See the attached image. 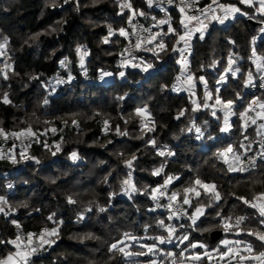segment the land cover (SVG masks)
I'll use <instances>...</instances> for the list:
<instances>
[{"label":"trees","instance_id":"obj_1","mask_svg":"<svg viewBox=\"0 0 264 264\" xmlns=\"http://www.w3.org/2000/svg\"><path fill=\"white\" fill-rule=\"evenodd\" d=\"M110 1L104 0L103 3L97 4L93 7L85 8L79 12L73 11L66 5L59 7H44V0H0V32L9 41V45L14 50L11 52L10 63L13 69L18 75L13 76L11 74L10 79L6 83H2V87L9 92L12 105H6L0 103V120H3V127L5 130H12V127H23L26 124L19 123L20 120L28 121L24 116V112H30L34 101V96L38 95V85H41L39 81H29L27 74H40L41 80L47 81L51 78L53 72L60 67L59 61L65 57L71 61L67 69H62L64 72H77L80 69L79 63L76 58L75 49L78 45H85L88 49V56L86 58L87 73L90 77L96 78L98 76V70L104 64L113 73H117L118 58L117 53L121 48L124 38L118 36V41L114 46V50L109 47H99L97 40L107 34L104 28L89 30L86 24L82 21L85 12L93 15L95 19L102 20L103 18H110L118 13V6L111 5ZM135 8H139L142 11H148L147 17L141 16L145 22L148 21L149 15L152 17H159V12L152 11L146 4L145 0H130ZM203 2L207 0H202ZM67 12L65 17V23L62 25L63 31L57 35L52 36L41 35L37 40V43L22 46L18 39L30 34H36L42 32L52 26L55 22L63 17V13ZM69 12V13H68ZM173 24L177 26V19L179 14L171 13ZM260 20L262 18H259ZM108 22V20H105ZM110 22V21H109ZM260 24L252 25L246 19H238L235 23L226 27L210 26V31L205 35L203 40L196 39L192 47V61L195 65L196 60L204 57L210 50L209 46L212 43L213 38L217 42V46L221 47L222 54H225V50L228 47L229 41H235L233 45L234 52L240 57V66L242 69L251 68L249 56L251 55V49L254 47L261 55L264 54V33L259 37V40L255 45L251 44V39L257 34V29ZM113 29L116 27L113 26ZM54 49H58L55 55H52ZM106 50L109 55H103L102 50ZM101 51V52H100ZM49 57H51L49 59ZM155 68L147 73L135 68L124 69L126 76L123 79L115 80L112 83L102 84L103 86L94 83H88L89 86L85 87L83 84L71 85L62 89H56L54 94L49 96V105L43 106L47 109L50 115L64 116L73 111L76 103L80 101V94H84L80 106L82 109H87V100H92L94 104L97 102L94 100V95L101 94L104 91H108L112 99L120 101L122 103L120 110L127 113L128 110L142 101L147 105L151 111L152 116L156 121V131L152 133V137L158 140L159 144L168 145L176 153L175 157L168 160V164L165 170L167 174H177L181 177L179 182H174L175 188H182L187 185L189 179L196 177L197 175L205 182L215 183L218 186L226 200L223 202V213L225 215H246L250 218V224L257 225L259 220L255 210L241 206L240 203L230 195L235 192L237 195L248 196L250 192H259L264 190L260 184H254L256 179L264 180V164L254 172L249 173H230L226 169V165L223 161L218 160L215 156L218 146V139L220 137L219 127L220 120L208 118L207 130L205 131V139L197 140L196 135L193 132L181 133L182 128H187L189 122L185 118L180 120L175 119L178 111L182 108L188 109L187 96L184 93L172 92L169 89L174 84L176 74L178 72L177 65L173 58L164 57L161 61H155ZM214 84V82H213ZM24 85H28L24 87ZM163 85H167L168 88L164 91L161 90ZM212 90V89H211ZM240 87L237 84L229 82L227 91L220 90L223 96L226 98H232L236 91H239ZM123 96L124 99L118 100L117 97ZM251 94L243 93L240 105H237L239 110H243ZM149 98V101L147 100ZM96 102V103H95ZM92 103V104H93ZM242 104V105H241ZM21 108L24 112L19 111ZM111 113L115 114L120 112L116 105H110L105 108ZM118 109V110H117ZM23 114V115H22ZM200 116V117H199ZM206 117L195 114L193 120L195 122L203 121ZM100 120L95 122V128L86 134L85 140L91 142L97 137L101 136L100 129L102 128ZM232 121H235L233 129L225 136L226 142H230L237 134L243 136L240 129L239 118L234 116ZM62 123L57 121L56 126H60ZM81 126V125H80ZM18 131V130H16ZM76 131L72 127H65L61 133L62 136L71 137ZM213 136V139L209 140L208 135ZM250 140L255 141L258 139L256 135L255 127L251 126L246 133ZM112 138H116L115 134L108 133ZM173 135L178 136V139H174ZM222 138V137H221ZM230 140V141H229ZM254 144V143H253ZM255 145V144H254ZM254 148L256 146H253ZM132 148L137 150L138 161L136 166L138 169L148 168L150 171H140L141 181L145 185L155 187L156 184L163 181L162 176L151 175V170L156 164L161 163L162 158L155 154V151L149 146L147 148V154L144 149L139 147L138 143H133ZM253 148V149H254ZM41 150V146H33L30 148L31 153H38ZM78 151L81 157L85 155L97 156L102 160L108 159L105 153H102L101 149L95 147L79 146ZM214 152V153H213ZM243 152V151H242ZM65 165L66 161L57 156L54 161L49 162L48 168H54L57 166ZM87 163L80 162V180L84 181V176L89 173ZM31 167V166H28ZM27 169L12 167L9 161L0 160V184L8 182L12 184L11 189L6 190V198L9 200L10 205L12 199H22L36 190L37 194L31 199L33 206L38 207L43 213L47 203L49 207L60 208L63 213L60 216L64 224L60 229V239L49 251L40 257L32 259L33 264H88L89 261H108L112 256V253L108 251L109 245L118 239L123 237V233L132 231L137 236L148 235L144 231V225H153L158 218L165 219L166 216L160 213H151L148 211L151 205V199L147 195H137L132 199H127L122 196H115L111 199L112 207L107 211V215L102 217L101 221L106 224V227L101 229L97 228L99 222L98 219H90L83 225V228L79 229L78 234L85 232H93L97 236L101 237L100 241H86L85 243H79L72 241L69 238L73 235L74 227V213L73 207L67 205L65 197H59L54 192V188L40 187L36 189L35 185L30 183H24L22 181H16L17 177L23 176L27 173ZM84 175V176H83ZM88 189L102 190L95 183H89ZM58 188L64 193L69 189V179L59 181ZM107 202H105L106 204ZM233 205L236 207L233 209ZM209 215L204 217L201 228L208 227L209 224L215 223L212 220L214 211L209 209ZM16 219L22 226L23 233L34 232L38 233L42 228V215L27 216L26 212L22 209L17 210L16 213H12L10 217L5 218L0 215V240H6L16 236L15 226L10 223L11 219ZM168 222V221H166ZM220 230V229H215ZM213 230V231H215ZM211 233V232H210ZM200 233L195 235L194 238L202 240L208 245L210 244L209 234ZM225 234V233H223ZM225 237V236H224ZM223 237V238H224ZM247 237V236H246ZM243 240L245 237H240ZM6 249V245H0V255L3 254V250ZM110 264H123L122 259L117 256L114 260H111Z\"/></svg>","mask_w":264,"mask_h":264},{"label":"snow or ice","instance_id":"obj_2","mask_svg":"<svg viewBox=\"0 0 264 264\" xmlns=\"http://www.w3.org/2000/svg\"><path fill=\"white\" fill-rule=\"evenodd\" d=\"M72 0H64L65 4H69ZM120 6L121 13L127 16L128 27H120L118 30H114L111 25H108V35L102 38L103 44H109L113 41L111 37L119 36L125 38L128 43L118 54L120 59L118 60V69L136 68L142 72H149L155 68L153 60H145L142 56L137 55L139 52H150L156 60H160L163 56L171 53H178L179 59L176 61L180 65V75L176 77V83H174L169 89L172 92L189 93L190 103L192 107L190 109H180L175 119L180 120L186 115L187 112H197L201 109L210 110V114L213 117H217V112L222 113V117L217 119L222 120V126L219 127L220 133H229L234 125L235 121H232V117L236 116L242 122L240 124L241 133L245 141L248 143L240 142L237 146L228 145L221 151L215 153L218 160L223 161L227 165V171L232 173L249 172L250 169H256L261 163H264V122L258 123V121H264V99L256 98L247 104L241 111L237 108L238 102L243 98L242 91H236L232 98H226L219 88H214L212 91L208 90V82L203 75L197 76L193 73L189 67V55L192 51V39L198 34V39L203 40L205 33L209 28V24L212 21L218 22L223 25L226 21L236 18L238 15L248 16L249 19H255L256 16L246 11H242L240 7L232 3H224L221 0H210V3L204 7H197L199 0H145L149 8L158 7L162 11L167 12V9L163 7V4L167 3L170 6H175L179 9L181 19L179 20L178 27L173 26L171 16H166L164 19L157 20L156 17H152L155 21V26H167L164 31L153 32L150 28H142L147 35H140L136 31V24L133 23L135 17L145 16V11L134 9L130 0H115ZM239 4L247 5L249 9H254L255 13H258L262 18L261 23H264V0H238ZM55 7V4L52 5ZM195 10L193 14H189L191 10ZM127 10V11H125ZM196 12L199 15L195 14ZM130 13V14H129ZM203 17V18H202ZM129 28L133 29L131 32ZM264 33V27L259 30ZM135 36L136 39L133 42L130 37ZM31 40L35 41L36 36H32ZM256 37L252 38L251 43L254 45ZM115 42H119L118 40ZM27 43V41H26ZM230 44H235V41H229ZM7 45V38L5 37L3 43H0V55H5V49ZM179 45H183L179 47ZM79 58V66L81 72L87 75V68L85 65V58L89 52L85 45H78L75 49ZM255 57V59H253ZM239 55L237 53H231L227 60V66L225 72L230 73L231 77L237 78L241 83L237 87L243 89L249 87H255L254 73L249 69L246 73H242L240 67L237 65ZM249 59H253L257 72L262 73L259 77L261 83L260 87L264 88V54L257 56L256 49H251V55ZM71 61L67 57L59 61L61 69L69 67ZM218 61L213 60L209 67H216ZM235 66V67H234ZM201 67H204L203 65ZM13 76L18 75L13 69L11 63H4L3 67H0V78L8 80L9 73ZM238 74H240L238 76ZM118 75L121 78H125L126 73L123 70L118 71ZM40 74H30L28 76L29 81H39L41 86L44 87L47 95L44 97V106L48 105L49 96L54 94L56 86L61 84H70L75 78L71 74V70L68 71L67 79L60 76L57 73L56 76L49 78L47 81L41 80ZM113 73L109 71L101 70L100 78L112 77ZM228 77L221 76L218 83L224 84ZM200 83L204 86V95L199 100L193 99L196 95V86ZM167 85H163L161 90L167 89ZM118 100H123L124 97H117ZM213 101V103H209ZM0 103L6 105H12V100L8 91L0 90ZM257 109H259L257 111ZM254 113V115H253ZM78 114H72L70 118L58 117L64 127H72L79 129L80 121L76 119ZM37 124H43V130L37 128L33 129V124L28 121H21V123L27 126L21 128L19 131L5 130L3 127V120H0V140L7 143L8 140L13 141L12 148H0V160H10L11 163L17 164L20 161H33L39 165L40 160L32 155L28 154V149L33 144H40L41 147L51 153L52 156H56L57 153L62 151L63 137L60 141L53 144H49L47 140H41V137L47 136L49 133L55 135L58 132L62 133L64 128H57L52 120H41L35 112L32 113ZM95 116H102L101 113H95ZM133 117L140 118V140H145L147 133H153L156 131V121L151 114V111L147 106L137 107L135 112L129 114L127 118L121 117L127 125ZM102 125V130L105 134L114 131L117 136H129L127 128L121 130L119 125H116L113 129L110 125L109 119L103 118L99 121ZM207 125V121L204 122ZM256 126V135L260 136L259 150L252 155L249 153L252 151V144L255 141L250 140L247 130L250 126ZM181 133L195 132L196 139H202L205 135L203 128L190 119V126L182 128ZM209 140L213 137L209 134L207 137ZM15 141H20L22 147L19 153H15ZM112 143V141H109ZM151 147L155 154L162 159L160 166L151 170V175L162 176L163 183L157 184L155 187L144 185L143 188H138L133 182V172L136 170V162L138 161L137 153H132L129 159L123 160L125 168L128 170L126 178L120 180V192L109 193V200L117 195L123 194L129 199H132L135 194L147 195L154 207L149 208V212H156L157 209H165L168 215L165 219H157L155 227L162 230L160 235L144 236L140 237L131 232H124L123 238L118 239L109 245L108 251L119 256L123 264H141L139 260H135V257H149L147 264H157L156 259L151 257L161 250L159 246L166 244H174V247H178L183 244L184 247L179 252H166L165 256L171 258V264H205V261L215 260V264H264V190L259 192H250L248 196L237 195L235 192L230 193L241 206H245L255 210L259 220L257 226H250V218L246 215H225L223 213V202L226 198L222 192L218 190V186L215 183L205 182L198 175L192 179H189L187 185L182 188H175L174 182H179L181 177L177 174L165 173L169 158L175 157L176 153L171 151L168 145H162L158 143L155 137H149L145 140V147ZM54 149V150H53ZM240 149L244 151L241 152ZM17 155L19 159H17ZM124 153H120L123 156ZM70 159L73 161L79 159L78 153L72 151ZM112 173H108L104 177L105 183H109V177ZM55 183V180H53ZM254 184H260L264 187V180L256 179ZM7 187L11 189L12 184H8ZM203 197V198H202ZM67 203L74 205L77 203L73 199L72 195H67ZM162 200H166V203H161ZM187 206V207H185ZM24 208H27L25 203ZM233 209L236 205L232 206ZM214 211L212 220L215 223L209 224L208 227L201 228L200 224L203 223L201 218L209 215L208 210ZM15 209L9 203V200L4 195H0V215L5 218L11 216ZM33 212L39 213V209H32ZM46 222L51 223V227L45 224L38 233L28 232L26 235L22 231L21 224L16 219H11L10 223L17 229V234L14 239L0 240V245H12L15 251H10L6 256L0 257V264H33L32 257L38 255L46 249L52 247L59 239L61 226L64 221L57 218L55 212L49 214L46 218ZM84 219L83 215L77 218V222ZM186 220L185 223H167L166 221ZM152 228L151 224L144 225L145 233L149 232ZM215 229H220L225 233V237L222 238L219 243L212 248H209L206 242L197 240L191 236L192 232L210 233ZM166 233V234H164ZM237 237L247 236L252 240L242 239H230L232 235ZM151 241V243H141V241ZM187 242V243H185ZM203 250L202 252L200 250ZM187 253V255H186Z\"/></svg>","mask_w":264,"mask_h":264},{"label":"rangeland","instance_id":"obj_3","mask_svg":"<svg viewBox=\"0 0 264 264\" xmlns=\"http://www.w3.org/2000/svg\"><path fill=\"white\" fill-rule=\"evenodd\" d=\"M221 1L224 2V3L236 4L242 9V11L249 12V13L254 14L256 16L255 19H252L255 22L260 23V25H259V27L257 29V34L255 35V37H256L255 43H256L259 40V37H261V35L263 34L259 30H260V28L264 27V23H261V20L259 19V18H261L259 16V14L255 13L254 9H249L248 6H244L242 4H239L237 0H235V1L234 0H221ZM53 3L58 4L59 6H62V5L65 6L66 5L67 7L72 9L73 11H76L77 7H79V9H80L79 11H81V10L85 11V8L93 7V6L97 5V4L93 5L92 4V0H72V2H70L69 4H65L64 0H44V7H53V6H47V5H53ZM110 4L118 6L117 15L111 16L110 18L107 17V18H103L102 20H97V19L94 18L93 15H90L88 12L84 13L85 15L83 16L82 21L86 24V26H87V28L89 30L98 29L99 27L100 28H104L106 30V32H107V34L105 36H107L108 35V27L107 26L108 25H111L112 27L115 26L116 28L114 30H118L120 27H127V24H128L127 16L121 13L120 6L115 2V0L110 1ZM85 5H89V6L85 7ZM133 7H134V5H133ZM134 9H137V8L134 7ZM125 11H127V10H125ZM146 13L148 14V11H146ZM66 15H67V12L65 11L63 13V17L60 20H58V21L65 20ZM240 18L247 20L249 17L245 16V15H238L236 18L226 21L225 24H223V25H226V26L231 25V24L235 23ZM105 20H108V22L105 21ZM57 22H55L50 27H59L60 25H58ZM175 23H177V26H176V24L175 25L173 24V26L174 27H178L179 20L176 21ZM166 27H167L166 25L165 26H159V27H157L155 29V32L164 31V30H166ZM221 27H224V26H221ZM49 28H47L46 30H48ZM46 30H44V31H46ZM44 31H42V32H44ZM209 31H210V26H209L207 32L205 33V35H207V33ZM34 35L35 34H30V35H27L25 37L19 38L18 41H19V44H20V48L22 46H24V45L29 46V45L37 43V40L39 38L36 39L35 41L30 39ZM105 36H102V37H100L97 40V45L99 47H101L100 49H102V47H109V49L114 50L113 49L114 46L117 43H119V42H115V41L118 40V35L111 37V40L113 42L109 43V44H103L102 43V38L105 37ZM197 37H198V34L193 37V39H192V47H193L194 41L196 39H198ZM4 38L5 37L0 32V43H3ZM198 40H200V39H198ZM25 41H29V43H25ZM251 41H252V39H251ZM8 42L9 41L7 40V45H6V49H5L6 54L5 55H0V67H3L4 63H10L11 52L14 50V48H11V46L9 45ZM182 46L183 45H179V47H182ZM209 47H210L209 48L210 50L207 52V54L204 57H201L200 59L196 60L195 65L193 64V61H192V51H191V54L188 57L189 58V67H190L191 71L193 73H195L197 76H199V75H203L204 76L205 80L208 82V90L209 91H212L214 88H219L220 90L223 89L226 92L227 89H228V86H229V82H233L234 84H237V85L239 83H241L237 78L231 77L230 73L225 72V67L227 66V60H228L229 55L231 53H235L234 49H233L234 46L232 44L228 43V47L226 48L225 54L223 55L221 47L217 46V42H216L215 38H213L212 43L210 44ZM101 53L103 55H109V53H111V52L108 53L106 50L103 49ZM75 54H76V51H75ZM151 57H152V60L154 61V63H155V61H161V59L160 60H156L155 57H153L152 53H151ZM164 57H170V58L174 59L175 64L177 65V68H178V72L176 74V77L179 76L180 75V65L176 63V61L179 59V54L178 53L169 52L168 55L163 56V58ZM76 58H77V61L79 63V58H78L77 54H76ZM86 58H85V65H87ZM213 60L218 61L216 67H214V68L208 66V65L211 64V62ZM249 60H250L251 66H252V59H249ZM202 65L204 67H201ZM235 66L240 67L241 70H242V73H246L249 70V68L242 69V66H240V58L238 59L237 65H235ZM250 69L253 71V67H251ZM101 70L112 72V71H110L107 68V65L104 64L98 70L99 71L98 72L99 73V78H100ZM120 70L124 71V69H119V71ZM253 73H254V77L262 75V73L257 72V71H253ZM239 75L240 74H238V76ZM221 76L228 77V79L226 80V82L224 84L218 83V81H219ZM9 77H11V72L9 73ZM176 77H175L174 83H176ZM118 79H123V78L119 77L118 72H117V73H113V76L110 77V79L108 77H105L103 79L100 78L99 83L94 82V85L98 84V85H100L99 87H101V86H103L102 84H105L108 81H109L108 83H112V82H114L115 80H118ZM8 80H3L2 78H0V90L7 91L6 89H4L2 87V83H6V82H8ZM213 82H214V84H213ZM82 84L85 87L90 85L88 83H82ZM37 88H38V95L34 96V101H33L34 105L32 106L30 112H24L21 108H19V111H21V113L24 112V115L23 114L22 115H23V117L24 116L27 117L28 122L32 123V121L35 120V117L32 116V113L35 112L36 115L41 118V120H44V119L52 120V121H54V124L56 126L57 121H59L61 123L60 119H57L58 117H63V118L67 119V118H70L72 116V114L75 113V114H78L76 116V119H78L80 121V125L81 126H80L79 129H76V131H74V133L72 135H70L71 137L62 136L61 133H60L55 138H52V139L47 141L49 144H53V143H55L57 141H60L61 137H63L62 151L57 153L56 156H52L51 153L48 152L43 147H41L40 152H38L37 154L36 153H31L30 152V148H29L28 149V154L29 155L35 156L38 159H41L42 157H44V159H42V162L39 165L35 164L33 161H20L17 164H13V163H11V161H9L10 164L12 165V167H16L17 169H18V167L27 169L26 172H25L27 174H25L23 176H20V177H17L15 180L16 181H22V182H24L25 180H28V181H30L31 185H35L36 186V189L40 188V187H44V188L53 187L54 191H55L54 193L57 194L59 197H65V195H63V194H69V195L79 194L80 198L82 200H84V201H88V200L93 199V197L97 193H99L100 202L103 203V204H105V202H107L105 204V205H107L108 201H109L108 193L111 192L113 189H115L116 191L120 192V180L126 178V173L128 171L125 168L124 164L121 163L118 160L117 156L113 155V153H115L117 151H124V152H126L128 154L137 153V150H134L132 148L133 143L136 142V143H138L139 147L145 148V140H147L149 137H152V133H147V135L145 136V140L132 139L131 136H136L137 134H140V118L139 117H133L130 120V122L127 125H125L124 120H122L121 117L127 118L129 116V114H132V113L135 112V109L137 107H143V106H147L148 107L147 101H145V103H143L142 101L137 102V104L134 105L131 108V110H128L127 113H124V112H122L124 110H120L119 109L121 107L122 103L120 101H116L115 102V100L112 99V97L110 96L108 91H104L101 94L98 93V94L94 95V97H95L94 100L97 102V104H94L93 101L90 100V99L87 100L86 105L88 107L85 110V109H82L81 106H80V102L82 101V99L84 97V94H80V96H79L80 101H78L76 103V105H75V107H74L72 112H70L69 114L64 115V116H54L55 118H53V116L50 115L49 112H47V109L46 108L44 109L43 106H41L42 100L44 99L45 95H47V92L50 91V89L46 90L41 85H38ZM204 90H205L204 86L202 84H200V83H197V86H196V89H195L196 95H195V97H192V98L199 100L200 98L203 97ZM239 91H242V94H243L245 89L240 87ZM178 93L186 94L188 105H189L188 109H190L192 107V105L190 103L189 93L187 91L178 92ZM147 100L149 101V98ZM240 101L238 102L237 105H240L239 104ZM209 103L211 104V103H213V101H210ZM110 105H116V108H118L120 110V112H117V113L113 114L110 111L106 110L105 108L107 106H110ZM95 113H101L102 116H95L94 118L89 119V117H93V115ZM200 113H202V116L206 117V119H203V121H198V122H195V123L197 125L201 126L203 128L204 132H205L207 130V126L208 125H205L204 122L207 121L208 118L213 117L210 114V110L201 109L200 111H197V112L189 111V112L186 113V115L183 118L186 117V121L189 122V126H190V119L193 120L194 115L195 114L200 115ZM102 117L109 119L110 125L112 126L113 129L115 128L116 125H119L121 130H124L125 128H127L128 132L131 134V136H117L114 131L109 132L110 134H115L116 135V138L114 139L110 135L105 134L104 131L101 128L100 129V133L102 135L97 137L96 139H94L91 142H87L85 140L86 134L89 133L91 130H93L95 128L94 127L95 126V122L97 120H101ZM217 117H222V113L217 112ZM217 117H214L213 119L220 120V119H217ZM21 121H25V120H20L19 121L20 124H21ZM239 122H240V124L242 123L240 120H239ZM32 124H33V129L34 130H36L37 128H39L40 130H43V128H44L43 124H37V123H32ZM218 124L220 126H222V120H220V123H218ZM26 126L27 125H25L23 127H19L17 125V126L12 127V129H14V131H16V130H20L21 128H24ZM227 134L228 133H220V137H219V139L217 141L218 142V146H220V147L216 150V152L223 150L228 145H233L235 147L240 142L248 143V141H245L243 136H239V134H237L236 137L233 138V140H231V141L229 140L230 142H226L225 139H229V138H225V136ZM193 135H196L194 131H193ZM205 135H204V139H205ZM174 136L175 135H173V137ZM195 138H196V136H195ZM79 140H83V143H79L78 142ZM97 140H99L101 142H104L106 140H111L112 143L107 144L106 148H100L98 146H95L94 143H93L94 141H97ZM199 140H202V139H199ZM79 146L99 148V149H101L102 153H105L108 156V159L102 160V159L98 158L97 156H90V155L86 156L85 155L83 160H78L76 162H73L69 158L72 151L75 150L78 153V156L81 157L80 156V152L78 151ZM170 149L173 150L172 148H170ZM240 150H242V149H240ZM15 153L18 154L19 151L15 152ZM57 156H59L62 159H64L66 161V164L65 165L63 164L61 166H57V167H54V168L53 167L52 168H48L49 162L54 161ZM17 159H19L18 155H17ZM100 161H105L106 163L101 164ZM80 162L87 163L89 165L88 166L89 173L87 175H85V176L83 175L84 176L83 179H85L84 181L80 180V176L82 174H80L79 171H77V170L80 169ZM159 164L160 163L156 164V166H159ZM28 166H31V167H28ZM140 171L141 170L138 169L137 166H136V170L133 172V182L136 184V186L138 188L142 189L145 184H143V182L141 181L140 175L138 174V173H140ZM110 172L112 173V175L109 177V183L108 184H100L99 181L101 180V178L106 176V175H108V173H110ZM65 174H67V175H65ZM64 179L65 180L69 179V189L67 190L66 193H64L63 191H61L58 188L59 181H62ZM53 180H55V183H51V181H53ZM89 183H95V185L98 186L99 188H101L102 190H95V189L91 190V189L86 188V187H88L87 185ZM8 184L9 183L6 182V181L3 182L2 185L0 184V195H6V190H8V187H7ZM36 194H37V192H36V190H34L33 192H31L29 195H27L26 197H24L22 199H16V198L12 199L11 204L13 206L17 205V204H20L22 202H27L29 204L28 208H14V207H12L13 209H15L12 213H16L17 210L22 209L24 212H26L27 216H31V215L39 216L41 214L42 215V228L45 226L46 223H47V225L49 227H51L52 226L51 223L50 222H46L45 218L49 214L55 212L57 214V218L61 219L60 216L62 215L63 211L60 208L49 207L48 204L46 203L45 204V208H44L45 213H43L38 207L33 206V204L31 203V199ZM137 195H139V194H135L134 197L137 196ZM119 196L126 197L127 199H129L127 196H125L123 194H120ZM67 205L73 207L74 227H75V230L73 231V234H78L79 233V229L83 228V225L85 223H87L88 221H90V219H92V218L99 220V222L97 224L98 225L97 226L98 229H101L102 227H106L107 226L106 224H104L101 221V219H102V217H105V215H107V211L110 209V207H108V210L105 213H101L99 215H97L95 209H93V211L88 213L84 217V219L82 221L77 222L76 211H78V206L77 205H70L68 203H67ZM111 207H112V202H111ZM32 209H39L40 211H39V213H36V212H33ZM159 219H162V218H159ZM201 219L204 220L205 218L203 217ZM156 220H155V222H156ZM155 222L152 225V228L147 233L148 235H144V236H155V235H160L162 233V230L157 229L155 227ZM167 223H172V221H168ZM250 226L256 227L257 225L255 226L254 224H250ZM127 232L133 233L132 231H127ZM200 233L201 232H198V231L192 232L191 236L194 237L195 235H198ZM24 234L26 235L27 233H24ZM164 234H166V233H164ZM225 235L226 234H222L221 238L219 240H217L214 245H208L207 244L209 246V248L215 247ZM144 236H140V237H144ZM233 236H235V235L233 234L230 237H233ZM60 237L61 236H59V239H60ZM240 237H243V236H240ZM244 237L247 240H252L251 237H246V236H244ZM14 238H15V236L13 238H9V239H6V240H10V239H14ZM59 239L56 241V243L59 242ZM67 239H69V238H67ZM72 241H75V240H72ZM144 242L151 243L150 240L149 241H141V243H144ZM185 243H187V242H185ZM174 244H175V241H174L173 244H166V245L159 246L161 250L156 254V256L151 257V259H156L157 260V264H161V262H163V261H165L166 264H171V258L166 257L165 253L169 252V251H171V252H179L180 249L184 247L183 244L179 245L178 247H174ZM54 245H52V247ZM50 248H48L46 246V249H47L46 253L49 251ZM10 251H15V249L13 248L12 245H6V249L3 250V254L0 255V257L6 256ZM200 251L202 252L203 250L201 249ZM186 255H187V253H186ZM133 259L139 260L141 262V264H147V261L150 258L149 257H135ZM186 264H188V262H186ZM205 264H215V260L205 261Z\"/></svg>","mask_w":264,"mask_h":264},{"label":"built area","instance_id":"obj_4","mask_svg":"<svg viewBox=\"0 0 264 264\" xmlns=\"http://www.w3.org/2000/svg\"><path fill=\"white\" fill-rule=\"evenodd\" d=\"M177 3H179V0H177ZM208 3H210V0H207L205 2H203L202 0H199V4L197 5V7H204L205 5H207ZM163 7L165 9H167V12L165 11H162L161 8H158V7H152L150 8L152 11H157L165 16H170L171 13L175 12L177 14H179V16L181 17V14L179 12V9L177 7H175L174 5L173 6H170L168 5L167 3L163 4ZM195 12V10H191L189 12V14H193ZM195 14L199 15L198 12H196ZM203 18V17H202ZM133 23L136 24V31L139 32L140 35H147V33H144L142 31V28H150L153 32H155V29L157 28V26H155V21H150V22H145L141 16H138L136 18H134L133 20ZM127 27H128V24H127ZM126 27V28H127ZM130 32L133 30L131 28L128 29ZM130 39L134 42L136 37L135 36H131ZM128 43L127 40H125L124 38V42L121 46V48L118 50V53H117V58L118 60L120 59L119 57V53L121 52V50L125 47V45ZM5 54H6V51H5ZM137 55L139 56H142L145 60H152V57H151V53L150 52H139L137 53ZM57 73L60 74V76L64 77L65 79H67V74L68 72H64L60 67H58L52 74L51 78L56 76ZM71 74L73 75V77H75V79L72 80V82L70 84H61V85H58L56 86V89H62V88H65V87H69L71 85H78V84H82V83H94V82H97L99 83L100 81V78H99V75L96 77V78H92L89 76V74L87 73V76H85L82 72H81V69H79L77 72H71ZM260 76H257L255 77L254 79V83H255V87H249V88H246L245 89V93H249L251 94L249 100L247 101L245 107L247 106L248 103H250L252 100L256 99V98H262L264 99V88H261L260 87V79H259ZM259 109H257L258 111ZM254 115V113H253ZM264 122V121H262ZM57 128H64V125H60V126H56ZM76 129V128H74ZM19 131V130H18ZM60 132H58L57 134L53 135L51 133H49L47 136L45 137H41V140H50L52 138H55L57 135H59ZM256 142V147L254 149H252V151L249 153V155H252V154H255L258 150H259V140L258 141H255ZM33 146H41L40 144H33ZM13 147V141L12 140H8L7 143L3 142L2 140H0V148H4V149H7V148H12ZM22 145L20 143V141H15V148L13 149L14 152H17V151H20ZM1 161H10V160H1ZM264 163H261L260 165H262ZM259 168V167H258ZM258 168L256 169H250L249 172H254L256 171ZM166 170V168H165ZM249 172H243V173H249ZM162 182L158 183V184H162ZM157 186V184L155 185ZM167 201L166 200H162L161 203H166ZM154 207V203L151 201V205H150V208ZM186 207V206H185ZM155 213H160V214H163L167 217L168 215V212L167 210L161 208V209H157ZM176 223L177 225H179L180 223H185L186 220L184 219H181V220H176V221H172V223ZM15 233L17 234V229L15 227ZM46 254V251H41V253L39 255H36V256H33L32 259L34 258H37V257H40V256H43ZM161 264H166L165 261L161 262Z\"/></svg>","mask_w":264,"mask_h":264},{"label":"clouds","instance_id":"obj_5","mask_svg":"<svg viewBox=\"0 0 264 264\" xmlns=\"http://www.w3.org/2000/svg\"><path fill=\"white\" fill-rule=\"evenodd\" d=\"M103 2H104V0H92V4L93 5L100 4V3H103ZM53 4H55V3H53ZM47 6H52V5H47ZM55 6L58 7L59 5L55 4ZM88 6L89 5H85V7H88ZM79 10H80L79 7H77L76 11L79 12ZM65 22H66L65 20L58 21L57 24L60 25L59 27H50L48 30H46V31H44L42 33L41 32L36 33L34 36H36V39H38L39 36H41V35L52 36L53 34H58L59 32L63 31L62 25ZM25 43H26V41H25ZM27 43H29V41H27ZM56 51H58V49H54L53 50V52H52L53 56L55 55ZM50 58L51 57H49V59ZM27 75L29 76L30 74H27ZM85 76H87V75H85ZM27 86L28 85H24V87H27ZM43 101H44V99L41 102V106H44ZM49 103H50V101L48 102V105H49ZM32 123H38V121L33 120ZM140 135L141 134H137L136 136H131V134L129 133V136H131L132 139H140ZM173 138L174 139H178L179 137L178 136H174ZM109 141H111V140H106L104 142H101V141L97 140V141H94L93 143H94L95 146H98L100 148H106L107 144H110ZM78 142L79 143H83V140H79ZM171 151H173V150H171ZM144 152H145V154H147V147H145ZM120 153H124V155L120 156ZM113 155L117 156L118 160L121 163H123V160L129 159L131 154H128V153H126L124 151H117V152L113 153ZM42 159H44V157L39 159L40 163L42 162ZM78 160H83V157H79V159H77L75 161L72 160V161L76 162ZM100 163L103 164V163H106V162L105 161H100ZM159 166H160V164H159ZM159 166H154L153 168H156V167H159ZM141 171L148 172L150 170L148 168H142ZM65 175H67V174H65ZM104 177H102L101 180L99 181L100 184H106L105 180H104ZM24 183L27 184V183H30V181L25 180ZM51 183H53V181H51ZM111 192H115V193L119 194V192L116 191L115 189H113ZM111 192H109V193H111ZM109 193H108V196H109ZM63 195H65V199H66L67 195H69V194H63ZM72 196H73V199L77 201V203L74 204V205L78 206V211H76V218L80 217L81 215H83V217H85L88 213L92 212L93 209H95L96 214L99 215L101 213H105L108 210V207H111V200L108 201L107 205H105V204L100 202L99 193H97L93 197V199L88 200V201L82 200L80 198L79 194L72 195ZM25 203L27 204V208H28L29 204L27 202H22L20 204L14 205L13 207L14 208H24L23 206H24ZM69 239L70 240H75V241H77L79 243H85L86 241H89V240H91V241H100L101 237H99L95 233L89 231V232H85L83 234H73V235L69 236ZM43 251H47V249H44ZM115 258H116V256L114 254H112V256L109 258L108 261H104V262L89 261L88 264H110L111 260H114Z\"/></svg>","mask_w":264,"mask_h":264},{"label":"crops","instance_id":"obj_6","mask_svg":"<svg viewBox=\"0 0 264 264\" xmlns=\"http://www.w3.org/2000/svg\"><path fill=\"white\" fill-rule=\"evenodd\" d=\"M235 1V0H234ZM238 1V0H237ZM222 2V1H221ZM238 6V5H237ZM244 6H247V5H244ZM239 7V6H238ZM171 16V15H170ZM166 16L165 15H163V14H161V13H159V17H157L156 19L157 20H159L160 18L161 19H164ZM181 19V17H179L178 19H177V21L178 20H180ZM148 21L150 22V21H154L153 19H152V16H150L149 15V17H148ZM226 26V25H221V24H219L218 22H215V21H212L210 24H209V26ZM256 53H257V56H260L261 54L260 53H258V51H256ZM253 59H255V57H253ZM253 59H252V67H253V71H256V68H255V64L253 63ZM129 68H131V67H129ZM99 75V74H98ZM109 79H110V77H108ZM210 102V101H209ZM233 118V117H232ZM231 118V119H232ZM262 121H258V123H261ZM252 126H254L255 127V129H256V126L255 125H252ZM251 127V126H250ZM261 139V137L260 136H258V139H255V141H258V140H260ZM255 144V145H254ZM254 144H252V148H254L253 146H256V142L254 143ZM241 152L242 151H244L243 149L242 150H240ZM226 167H227V165H226ZM230 173H232V172H230ZM230 239H241L240 237H235V236H233V237H230ZM243 240V239H242Z\"/></svg>","mask_w":264,"mask_h":264},{"label":"water","instance_id":"obj_7","mask_svg":"<svg viewBox=\"0 0 264 264\" xmlns=\"http://www.w3.org/2000/svg\"><path fill=\"white\" fill-rule=\"evenodd\" d=\"M247 21L249 22V23H251L252 25H256V24H260V23H258V22H255L254 20H252V19H247ZM222 231L221 230H215V231H212L210 234H209V239H208V241H209V243L210 244H214L217 240H219L220 238H221V236H222Z\"/></svg>","mask_w":264,"mask_h":264},{"label":"bare ground","instance_id":"obj_8","mask_svg":"<svg viewBox=\"0 0 264 264\" xmlns=\"http://www.w3.org/2000/svg\"><path fill=\"white\" fill-rule=\"evenodd\" d=\"M253 149V148H252Z\"/></svg>","mask_w":264,"mask_h":264}]
</instances>
